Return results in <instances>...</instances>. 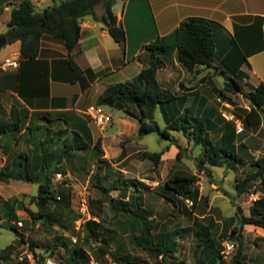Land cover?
I'll list each match as a JSON object with an SVG mask.
<instances>
[{"label": "rangeland", "instance_id": "374dc122", "mask_svg": "<svg viewBox=\"0 0 264 264\" xmlns=\"http://www.w3.org/2000/svg\"><path fill=\"white\" fill-rule=\"evenodd\" d=\"M120 4L121 0H116L115 10L121 9ZM96 8L101 10L103 6L98 4ZM137 61V59L130 58V64L123 70L100 73L96 80L98 84L83 87L85 94L82 97V102L74 106V108H78V110H74L83 115L82 110L86 106L100 103L101 97L112 86L116 85L108 84L111 81H131L138 70ZM242 77V75L238 76L237 80L246 85L243 83ZM215 78L226 95V97L222 96L219 93L220 89L209 91L207 94L209 106L215 108L216 115L221 116L218 114L220 108L227 111L223 102L226 98L238 96L234 99L237 104L244 105L245 101L247 102L244 95L245 91L241 88L235 87L234 90L225 88L228 80L224 75H215ZM250 81L255 83L256 79L252 76ZM46 90L47 93H50L49 83ZM62 90L66 93L81 92L79 85ZM20 94L22 95V93ZM175 104L179 108V102L176 101ZM4 106L0 110V123L12 124L18 121L19 117L24 118V105L17 98L7 99ZM105 106L112 113L113 122L102 129L94 121L87 118L92 131L89 147L73 151L63 162L67 174H62L59 181H67L64 185L71 188L73 213L65 212L63 216H59L54 212L55 214H48L34 222L30 212L38 210V204L33 197L38 193L39 184L20 179L3 178L0 181V251L10 244L12 247L8 253V259L4 261L5 264H18L23 258L28 260L24 264H57L61 259L68 256L79 236L84 235L81 229L77 227L79 218L75 219L82 195H85L88 200L92 217L97 220L102 218L107 226L115 229V239L109 247L112 250L116 249L121 254L130 255L132 264H198L197 259H200L203 264H209L204 246L208 242H212L213 237L222 240L224 259L229 260L238 250L240 242H243L246 261L249 264H264V228L247 224L240 229V219L236 215L239 207L246 215H249L250 207L254 202L251 193L260 179L251 182V190L242 194L237 192L236 183L248 173L256 171L257 167L254 163L256 159L264 155V125H260L254 134L244 127L240 131L241 134H246L237 139V142L244 141L243 139L247 137L248 144H245V149L240 147L241 149L238 150V155L242 161L237 160L235 162L236 168L230 167L228 163L212 165L207 162L204 170H202L197 163L199 157L204 153V147L203 144L195 143L192 135H185L182 129L170 128L172 135L177 139V143L162 138L155 132L139 135V121L135 117L139 111L135 104L122 101L116 102L114 106ZM196 115V111H193L182 118L177 116L176 121L189 125L197 119ZM225 116L230 117L228 113H225ZM154 118L161 127H166L167 122L160 106L156 107ZM27 120L26 118L24 121H18L22 128L25 127ZM232 121L238 123L234 119ZM40 122H45L50 128L47 133L49 139H52L57 131L70 129L72 126L57 120L42 119ZM205 122L207 120H204ZM205 125L207 126L208 123ZM212 130V128L207 129L208 138L218 148L221 144L220 133ZM99 138H101L103 156L94 159L92 149ZM5 142L6 138L0 137V169L10 166L13 155L21 150H26L27 146L26 142L20 141L8 154L3 149ZM162 150L164 153L158 164L144 154L147 151L158 152ZM100 159H104V162H101L104 164L102 181L109 188L107 193H104L102 189L90 181ZM207 169L210 170V173ZM178 173L197 175L196 186L201 191L198 203L193 204L189 200L185 203L184 199H178L180 206L177 207L172 195L164 190L166 180ZM128 179H136L137 185H141L139 184L140 181H144L148 187L140 186L138 188L137 185H132L125 190V181ZM52 180L57 182L55 175H53ZM116 181L121 188H111ZM137 194L143 197L142 203L149 210L150 218L155 219L154 233L157 238L178 227L192 228L185 236L177 237V247L173 256H163L156 252L146 251L138 243L135 235L130 231H125L121 223H116L118 218L128 223V216L123 212L120 201H126L129 198L132 200L133 196ZM12 197H16L18 202L14 208L7 209L6 206L9 204L6 201ZM114 204L117 206H113ZM8 223L16 225L26 235L27 239L36 242L37 257L34 256L30 244L22 242L15 232L8 228ZM234 228H237L236 232ZM137 233L140 234L141 231L139 230ZM226 243L233 244V249L229 252L225 251ZM99 244L102 242L91 245L97 247ZM103 263L119 264L112 260L110 254L106 255ZM103 263L99 262V264Z\"/></svg>", "mask_w": 264, "mask_h": 264}, {"label": "trees", "instance_id": "16d2710c", "mask_svg": "<svg viewBox=\"0 0 264 264\" xmlns=\"http://www.w3.org/2000/svg\"><path fill=\"white\" fill-rule=\"evenodd\" d=\"M114 3L115 0H62L38 11L31 0H22L20 5L12 10L5 35L8 43L21 42L20 54L26 59H35L40 54L42 37L45 33L62 39L70 52L79 44L81 21L88 15L95 16L96 6L103 4L105 13L102 20L111 36L122 48H125L126 30L123 24L118 22ZM147 46L151 50L150 64L144 67L133 81L112 86L101 97L98 104L114 106L116 102L122 101L135 104L139 111L138 114H135L139 121V135L155 132L173 143H177V139L172 135L170 128L182 129L185 135H192L195 143L203 144L204 147V153L199 157L197 163L202 170H204L207 162L212 165L228 163L230 167L236 168L235 162L237 160L242 161V158L238 155L239 145L236 144L237 130L234 121H227L220 137L221 144L216 148L208 138L207 128L200 120L196 119L193 123H189L187 120L189 125L177 122L178 125L170 126L168 124L163 128L154 118V111L157 106H160L167 122L171 120V115L172 120H176V112L173 106L178 95L170 89L164 88L156 77L157 70L164 64L161 55L176 51L179 62L188 70H193L199 65L213 67L216 51L214 22L203 17H188L171 34ZM68 64V81L75 83L81 80L84 73L81 66L71 57ZM221 74L228 80L225 88L230 90H234L235 87L241 88L233 75H229L225 70H222ZM219 93L226 97L223 89H220ZM244 95L250 101V109L238 106L233 113L242 120L246 128L258 127L262 124L264 116V82L261 81L252 90L245 91ZM23 113L24 118L22 119L21 116L18 121L28 119L27 123L24 122L26 123L24 128L18 121L12 124L0 123V137L6 138L3 149L8 154L20 141L26 142L27 145L26 150H21L13 155L10 166L0 169V181L3 178L20 179L39 184L38 193L33 197L38 204V210L30 212L34 222L48 214L57 213L59 216H63L65 212L73 213L71 188L64 185L67 181H62L59 188H55L52 177L56 172L67 174L64 160L73 151L89 147L92 131L87 117L74 109L31 111L24 106ZM42 119L63 121L72 126L70 129L57 131L54 137L49 139L47 133L50 128L45 122H40ZM241 148L245 149L246 147L241 145ZM246 151L248 152V150ZM163 153L162 150L158 152L147 151L144 154L158 164ZM98 156H103L101 138L96 141L92 149V157L95 159ZM101 162H104V159L97 162V168L90 181L102 189L104 193H107L109 188L102 181L104 164ZM254 164L257 167L256 171L248 173L236 183L237 192L242 194L251 190V182L260 179L253 192L258 191L261 194L252 203L250 214L246 215L241 207L236 211L241 223L240 229L247 224L264 228V155L256 159ZM207 171L210 173L209 169ZM197 181L196 174L178 173L166 180L164 190L172 195L177 207L180 206L178 199H184L185 203L189 200L195 204L199 202L201 195L200 189L195 185ZM137 184L136 179H128L125 181L124 188L126 190ZM139 184L141 185H137L138 188L140 186L148 187L144 181H140ZM111 188L121 187L116 181ZM130 199L120 201L123 212L128 216V223L119 218L116 219V223H121L125 231H130L135 235L138 243L146 251L156 252L163 256H173L177 247V237L185 236L192 228L178 227L157 238L154 233L155 219L150 218L149 210L142 203L143 197L137 194L133 196L132 200ZM17 202L16 197L8 199L6 201L9 204L6 206L7 209L14 208ZM52 204L53 206H51ZM113 206L117 205L114 204ZM12 216L15 217V215ZM79 216L76 214L75 219H78ZM8 228L14 231L22 242L29 243L34 256L37 257L36 242L27 239L26 235L16 225L8 223ZM80 229L84 235L79 236L68 256L61 259L57 264H91L92 257L103 263L107 254H110L112 260L119 264H132L130 255L121 254L116 249L112 250L109 247L115 239L116 232L114 228L107 226L102 218L98 220L95 218L87 219L81 223ZM139 230L141 231L140 234L137 233ZM234 231L236 232L237 228H234ZM211 240L212 242H208L204 246L209 264H249L246 261L243 242H240L238 250L232 257L226 260L222 254V240L214 237ZM96 242H102L103 245L99 244L97 247L91 245ZM11 250L10 244L0 251V264H5L4 261L8 259V253ZM27 261V258H23L18 264H24ZM197 261L198 264H203L200 259Z\"/></svg>", "mask_w": 264, "mask_h": 264}, {"label": "crops", "instance_id": "0c3cea01", "mask_svg": "<svg viewBox=\"0 0 264 264\" xmlns=\"http://www.w3.org/2000/svg\"><path fill=\"white\" fill-rule=\"evenodd\" d=\"M21 1L0 0V35L8 30L12 10ZM31 1L36 10L41 11L62 0ZM115 3L114 11L118 22L126 30L125 48L111 36L103 22L105 9L102 4L103 9L96 8L95 16L88 15L81 21V38L72 51L67 50L62 39L45 33L40 54L35 59L20 56L18 68H0V110L5 107L7 99L13 97L31 111L78 110L74 106L82 102L85 94L83 87L98 84L96 80L100 73L121 71L128 67L130 58L137 59L139 65L137 73L131 79L133 81L150 64L151 50L148 44L171 34L188 17H203L214 22L216 51L213 67L199 65L188 70L179 62L174 51L161 55L164 64L157 70V80L164 88L178 95L175 102L178 101L180 106L178 108L175 103L173 106L176 117L182 118L196 111L197 120L203 123L207 120L205 123L208 125L204 123L205 127L219 132L220 137L228 120L237 121L236 127L243 123L233 111L238 106L250 109V101L246 97L247 102L244 105L235 102L234 99L238 96L226 98L223 102L227 111L218 109L220 116L216 115L214 107L209 106L207 94L209 91L222 89L215 78V75H222V70L233 75L243 91H250L261 81L264 82V0H121L119 10H115ZM20 46L21 42L17 41L1 47L0 62L13 53L20 52ZM70 57L84 72L82 79L75 83L68 81ZM240 75L246 85L237 80ZM252 76L256 79L255 83L250 81ZM124 82L116 80L108 84ZM48 83L50 93L46 90ZM75 85L80 86L81 92L66 93L62 90L74 88ZM225 113L230 117H224ZM171 117L172 115L169 123L166 121L167 125H178ZM164 119L166 120L165 116ZM261 125H264V116ZM243 126L252 134L259 127L246 128L244 123ZM245 134L237 131L238 150L243 143L244 146L248 144L247 137L244 141L237 142Z\"/></svg>", "mask_w": 264, "mask_h": 264}, {"label": "built area", "instance_id": "2783aa9c", "mask_svg": "<svg viewBox=\"0 0 264 264\" xmlns=\"http://www.w3.org/2000/svg\"><path fill=\"white\" fill-rule=\"evenodd\" d=\"M20 52H15L11 56L5 58L2 62H0V68L3 69H11V68H18L20 65ZM83 114L94 121L100 128L104 129L106 128L110 123L113 122V115L110 112V110L102 104L94 103L88 105L84 110ZM243 123L237 125L236 130L240 132L243 129ZM56 176L57 182H54V187L59 188V185L61 181L59 179L62 177V173L56 172L54 173ZM197 183V182H196ZM195 183V185H196ZM251 196L254 198V201L260 197V194L258 192H252ZM78 214L79 219L77 221V227L80 228L81 223L87 219L93 218L89 211V205L88 200L85 197V195H82L79 200L78 205ZM226 252H229L231 249H233V244L226 243ZM91 264H99V262L96 259H91Z\"/></svg>", "mask_w": 264, "mask_h": 264}, {"label": "water", "instance_id": "95a60500", "mask_svg": "<svg viewBox=\"0 0 264 264\" xmlns=\"http://www.w3.org/2000/svg\"><path fill=\"white\" fill-rule=\"evenodd\" d=\"M8 43V39L5 34L0 35V48Z\"/></svg>", "mask_w": 264, "mask_h": 264}]
</instances>
